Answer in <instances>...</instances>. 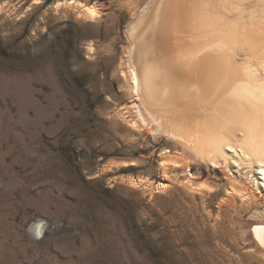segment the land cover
Listing matches in <instances>:
<instances>
[{
    "label": "rangeland",
    "instance_id": "rangeland-1",
    "mask_svg": "<svg viewBox=\"0 0 264 264\" xmlns=\"http://www.w3.org/2000/svg\"><path fill=\"white\" fill-rule=\"evenodd\" d=\"M149 1L75 0L97 7L90 20L69 0H0V264H264L256 165L215 168L131 125L127 30ZM208 1L225 26L264 13L259 0ZM165 149L210 190L187 188L183 166L158 171ZM136 176L159 190L141 196Z\"/></svg>",
    "mask_w": 264,
    "mask_h": 264
},
{
    "label": "bare ground",
    "instance_id": "bare-ground-1",
    "mask_svg": "<svg viewBox=\"0 0 264 264\" xmlns=\"http://www.w3.org/2000/svg\"><path fill=\"white\" fill-rule=\"evenodd\" d=\"M215 2L225 7L224 0ZM68 4L92 19L80 7L83 3ZM83 5L99 14L96 6ZM213 9L208 0H152L129 24L130 46L121 74L138 101L127 108L135 111L131 125L153 124L189 149L196 161L215 168L256 165L264 192V13L251 11L225 26L211 18ZM159 156L161 173L174 166L189 171L181 153L165 149ZM187 174V188H210ZM129 180L136 185L134 178ZM246 190L231 185L227 192L244 196ZM252 231L264 247V224H254Z\"/></svg>",
    "mask_w": 264,
    "mask_h": 264
},
{
    "label": "water",
    "instance_id": "water-1",
    "mask_svg": "<svg viewBox=\"0 0 264 264\" xmlns=\"http://www.w3.org/2000/svg\"><path fill=\"white\" fill-rule=\"evenodd\" d=\"M158 171H160L159 166H158ZM187 176H188V174L185 175V177H187ZM128 178L126 179L127 181H128ZM133 178L136 182V188H138V193L141 196H145V198L150 197L155 191L159 190V188L157 187V183H152L150 180L146 179L145 177L136 176ZM139 180H142V181H139ZM163 181H165V180H163ZM46 226H47V222L45 220H40L38 223L33 225L32 229L30 231V234L35 239H40L44 233Z\"/></svg>",
    "mask_w": 264,
    "mask_h": 264
},
{
    "label": "snow or ice",
    "instance_id": "snow-or-ice-1",
    "mask_svg": "<svg viewBox=\"0 0 264 264\" xmlns=\"http://www.w3.org/2000/svg\"><path fill=\"white\" fill-rule=\"evenodd\" d=\"M35 2H38V0H35ZM75 2V0H69V3ZM80 7H83L86 9V11L88 12V15L94 20L98 13L94 8H87L85 5L81 4ZM133 82H135V73H133ZM133 127H135V125H133ZM262 173H264V170H262ZM135 187V185H133ZM201 187L203 188L204 186L201 185ZM210 190V189H209Z\"/></svg>",
    "mask_w": 264,
    "mask_h": 264
}]
</instances>
